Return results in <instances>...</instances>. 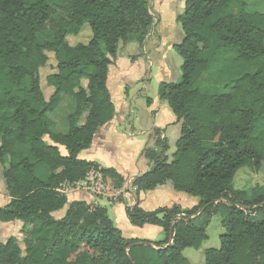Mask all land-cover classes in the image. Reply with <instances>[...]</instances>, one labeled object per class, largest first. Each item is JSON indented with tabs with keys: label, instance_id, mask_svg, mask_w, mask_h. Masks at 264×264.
<instances>
[{
	"label": "trees",
	"instance_id": "16d2710c",
	"mask_svg": "<svg viewBox=\"0 0 264 264\" xmlns=\"http://www.w3.org/2000/svg\"><path fill=\"white\" fill-rule=\"evenodd\" d=\"M149 2L0 0V164L8 197L0 206V264H190L183 250L202 246L217 213L225 232L219 248L203 251V264H264V186L233 188L241 168L264 163V11L244 0H185L176 18L184 37L172 46L181 76L157 88L180 135L171 161L165 139L145 148L151 169L131 181L136 195L170 182L198 204L144 211L136 202L125 208L129 224L159 227L165 238L126 239L105 207L68 202L62 190L91 173L117 189L125 183L78 155L114 118L109 66L120 43L142 45L151 31ZM83 25L88 41L70 44ZM48 54L56 72L45 77L52 89L46 99L40 73ZM62 95L75 104L68 101L67 129L56 130L50 115ZM65 207L59 219L52 215ZM16 222L23 249L15 236L1 241V226Z\"/></svg>",
	"mask_w": 264,
	"mask_h": 264
},
{
	"label": "crops",
	"instance_id": "0c3cea01",
	"mask_svg": "<svg viewBox=\"0 0 264 264\" xmlns=\"http://www.w3.org/2000/svg\"><path fill=\"white\" fill-rule=\"evenodd\" d=\"M150 3L152 4H149V7L151 6V8H153L154 2L151 0ZM155 20L156 19L153 17L154 28L152 27L142 45L145 44L146 46V56L151 62L150 67H154V65H156L158 72V78L156 82H158V84L161 82L174 83L177 82L176 79L180 76V67L182 64V62L177 60L173 54L175 51L172 49V46L177 43H175L173 39L168 40L165 35L164 37L166 39L160 38V34H163L162 28L164 27L158 28L159 22H156ZM157 28L161 31V33L160 31L159 34L157 33ZM155 35L156 37H154ZM142 45H139L135 41H131L125 45L120 44L116 58L112 60V65L109 66L106 84L107 89L109 90L110 95H112V90L120 95L122 94V102L124 100L126 102L125 88L127 85L126 82H128V80L125 78L126 76H123L122 72H117V74L113 76L114 79L111 80V69L113 66L116 67L121 61H125L130 67H136L135 69L140 72V76L143 78V80L145 79L146 82H148L150 79L151 70L149 69L148 71L147 67L144 65L142 69L141 62H139L141 59V54L138 53V49H140ZM118 78H121L120 83L118 82ZM149 99L150 101L145 111L147 120H145V122L143 121V123H140L142 126H145V128L149 127V125L151 126L149 130L140 132L143 135L145 134L148 136L149 142H137V147L135 146L128 150L129 153H125V151H119V146L123 137L125 138L126 142L134 143L132 133L130 134V137H125L122 135V133H120L119 130L125 121V111L126 109H129L130 106H128L127 103H124L125 106L120 104L115 106L111 97L115 109L114 118L100 129L93 139L89 149L82 151L78 155L80 159L96 162L103 168L114 169L124 178L125 183L123 186L120 189H117L114 187V182L111 179L102 178V176L98 173H91L84 181L74 185H64L62 190L66 195L68 202L84 201L88 205H99L105 207V201H107V203L112 207L114 219H111L109 214L108 216L113 221L114 225L121 231L122 235L124 232L123 230L133 233L134 231H137L142 235H139L136 237V239L153 241L149 239L146 234L149 231H155V233H158L162 231L161 228L145 225L137 229V227L131 226L125 216V208L127 207L126 204L129 205L128 207H131L137 202L138 206L144 211H154L158 208L171 207L173 205L179 206L182 210H187L197 205L199 199L198 201L192 200V207L190 208L180 206L179 202H181L180 200L183 198V196H180L181 194L178 192H174L170 182H167L166 184L151 191L139 192L137 195L135 194L134 188L131 187V181L135 177L149 172L151 169L152 165L142 153L145 149V146L146 148L147 146L150 148H155V141L152 139L151 134L156 130H159L160 139H165L166 141L171 132H174V139L177 138L176 134H178V138L180 135V123L177 122V119L170 108L166 106V102L160 101L158 96H156L154 99ZM132 128L133 126H131V129ZM156 139H158V137ZM60 149L63 148L60 147ZM130 196L135 198L134 202H129L128 199ZM171 197L179 202L168 204V199ZM65 209L66 207L62 209L63 211L61 210L62 214L60 217L63 216ZM60 217H57L56 219H59ZM203 263L204 259L202 261V264Z\"/></svg>",
	"mask_w": 264,
	"mask_h": 264
},
{
	"label": "rangeland",
	"instance_id": "374dc122",
	"mask_svg": "<svg viewBox=\"0 0 264 264\" xmlns=\"http://www.w3.org/2000/svg\"><path fill=\"white\" fill-rule=\"evenodd\" d=\"M154 2L153 8L150 6V11L153 14V17L156 19V22H159L158 28L159 27H164L162 28L163 34H160V38H167L168 40H174L175 43L179 44L184 35L181 29V25L179 22H177L176 18L179 15L183 14V7H184V2L185 0H152ZM246 4L248 5V8L251 10H257V11H264V0H244ZM151 2V0H150ZM149 4H152L150 3ZM156 12V13H155ZM154 28V25L152 26ZM157 28V33L159 34V29ZM161 33V31H160ZM156 34V35H158ZM156 35L154 37H156ZM165 35V37H164ZM91 36V31L88 27V25H83L80 32L76 36H68V42L70 44H75V43H85L88 41V39ZM165 38V39H166ZM122 44V43H120ZM119 44V45H120ZM119 47V46H118ZM138 53L141 54V59L139 62H141V67L143 69V65L147 67L148 71L149 69L151 70V75L150 79L148 82L140 76V72L137 71L134 67H130L127 62L121 61L117 66H113L111 69V74L110 78L113 80V76L117 74V72L123 74V76H126L125 78L128 80L126 82V88H125V95H126V102L125 100L122 102V94H118L114 90H112V100L115 106L123 105L125 106L124 103H127L128 106H130L129 109H126L125 111V121L124 124L121 125L119 128L120 133L122 135L129 136L132 133L134 143H129L126 142L125 138L121 140L120 146H119V151H125V153H129L128 150H130L133 147H137L136 143L137 142H143L148 141V136L145 134L143 135L140 133L141 131H147L151 128L149 127L142 126L140 123L145 120H147V116L145 114L146 108H147V98H152L154 99L157 96V88H158V72L156 65L154 67L151 66V62L148 59L147 55V50L145 44L142 45L140 49H138ZM174 56L177 58V60L181 61V58L174 52ZM49 60L46 64V66L42 69L40 73V80H41V89L44 94V97L48 99V97L52 94V89L48 88L45 85V77L48 74L56 72L55 69V61L53 58L52 54H48ZM181 76V72H180ZM179 78L176 79V81H179ZM131 84H130V82ZM118 82H121V78H118ZM85 84V82H84ZM63 97V102L60 103V105L57 107L55 112L50 115V118L55 121L56 125L54 129L57 130L58 127L60 130L62 128L67 129V120L65 119V116H68L71 112L72 109L68 106V101L71 100L75 104L74 99L71 97L62 95ZM168 107V105L166 104ZM169 108V107H168ZM131 126L133 128L131 129ZM173 129V128H172ZM174 130V129H173ZM174 132H171L170 135L167 138V144H168V150L166 151V155L168 158V161L172 160V154L175 151V141L178 138V134H176L177 138H173ZM151 137L154 141H156V138H160V135H156V133H152ZM122 138V137H121ZM47 140V138H45ZM174 139V140H173ZM145 146V145H144ZM143 146V147H144ZM146 148V146L144 147ZM150 147L147 146V149ZM154 149V148H153ZM61 153L64 154V150L60 149ZM4 166L0 164V206H4L8 202V197L6 193V189L4 186L3 178H2V172H3ZM257 185H262L264 186V163L261 165L259 169H255L253 167H244L241 168L237 174L235 175L233 179V188L235 190H251L254 186ZM83 188V187H81ZM66 189V188H65ZM70 189V188H67ZM175 192V191H174ZM180 196H183V198L180 200L181 202L175 200L173 197L168 199V204L170 203H180V206L182 207H187L190 208L192 207V200H197L198 198L188 196L183 193ZM129 202L130 201H135V198L130 196L129 197ZM177 201V202H176ZM128 202V203H129ZM105 208L108 211L109 216L111 219H114V216L112 214V207L110 204L105 201ZM123 204V203H122ZM172 205V204H171ZM128 207L129 205L126 204ZM63 211V210H62ZM62 211H58L53 213L54 217H60L62 214ZM256 218L262 219L263 216L258 214L256 215ZM22 228L21 223H13V224H4L1 226V241H6V239L10 236H15L19 240V245L23 249V244H22V234L20 232ZM139 229V228H137ZM123 236L126 239H133L138 237L139 234L137 231L133 232H128L123 230ZM225 232V229L221 225V214L217 213L215 215H212L209 218V222L206 226V235H207V240H205L202 244V246L199 249H192V248H186L183 250L182 254L183 256L189 261L190 264H198L201 263L204 259L203 257V250L207 248H214L217 249L220 246V240L219 236ZM146 234V233H145ZM149 239L153 241H162L165 238V235L162 231L155 233V231H149L147 234Z\"/></svg>",
	"mask_w": 264,
	"mask_h": 264
}]
</instances>
